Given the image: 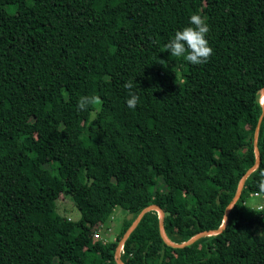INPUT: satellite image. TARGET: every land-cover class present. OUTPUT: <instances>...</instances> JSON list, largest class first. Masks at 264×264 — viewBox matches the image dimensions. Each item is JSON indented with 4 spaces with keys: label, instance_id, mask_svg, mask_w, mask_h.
<instances>
[{
    "label": "trees",
    "instance_id": "trees-1",
    "mask_svg": "<svg viewBox=\"0 0 264 264\" xmlns=\"http://www.w3.org/2000/svg\"><path fill=\"white\" fill-rule=\"evenodd\" d=\"M193 14L213 50L200 65L164 51ZM263 89L264 0H0V264H117L150 205L173 243L217 230L255 163ZM91 95L99 110L78 111ZM257 146L221 233L171 248L150 211L122 262L264 264V201L250 202L264 199V115ZM116 209L126 218L105 242Z\"/></svg>",
    "mask_w": 264,
    "mask_h": 264
},
{
    "label": "clouds",
    "instance_id": "clouds-1",
    "mask_svg": "<svg viewBox=\"0 0 264 264\" xmlns=\"http://www.w3.org/2000/svg\"><path fill=\"white\" fill-rule=\"evenodd\" d=\"M189 25L182 30L175 32L174 36L164 45V51H167L172 57H182L188 63L193 65L204 64L213 54L212 48L205 38L209 32V25L199 14L191 15ZM137 84L134 81H126L123 87L128 91L126 104L129 108H135L139 103V96L133 90ZM103 105V100L97 95L81 96L77 102V110L85 111L89 106ZM264 177V173L261 174ZM259 187L264 191V178L261 179Z\"/></svg>",
    "mask_w": 264,
    "mask_h": 264
},
{
    "label": "water",
    "instance_id": "water-1",
    "mask_svg": "<svg viewBox=\"0 0 264 264\" xmlns=\"http://www.w3.org/2000/svg\"><path fill=\"white\" fill-rule=\"evenodd\" d=\"M261 95L264 97V89L262 90V94ZM261 106H262V112H261V115H260L259 120L257 122V125L255 127L254 136H253V140H252L253 147H254V152H255V163H254L253 167H251L244 174V176L241 178V180L239 182V185L237 187L236 193H235V195H234L231 203L225 209L223 224L220 226V228H218L217 230H214V231L201 232V233L197 234L196 236H194L193 238H191L190 240H188L187 242H183L181 244H176V243L171 242L167 238V236H166V234L164 232V227H163L164 212H163V210L161 208H159L158 206H156V205H150V206L146 207L145 209H143L139 213V215L135 218V220L133 221V223L129 226V228L126 230L125 234L123 235L122 239L120 240V242L118 244V247L116 249V252H115V259H116V263L117 264H124L122 262V260H121V252H122L123 245H124L125 241L127 240V238L130 236V234L137 227V225L139 224V222L141 221V219L143 218V216L146 213L150 212V211H158V212H160L159 213V233H160V235H161V237L163 239V242L167 246H169L171 248H175V249H182V248H184L186 246H190V245L194 244L195 242H197L198 240H200L202 238L210 237L212 235H217V234L221 233L226 228L227 223H228V215H229V212H230L231 208L233 207V205L236 203V201L241 196V193H242V190L244 188V184H245L246 179L248 178V176L260 164V155H259V150H258V146H257V136H258L259 127H260V124L262 122V118H263V115H264V102H261Z\"/></svg>",
    "mask_w": 264,
    "mask_h": 264
},
{
    "label": "rangeland",
    "instance_id": "rangeland-1",
    "mask_svg": "<svg viewBox=\"0 0 264 264\" xmlns=\"http://www.w3.org/2000/svg\"><path fill=\"white\" fill-rule=\"evenodd\" d=\"M13 9V8H11ZM13 11V10H12ZM11 11V12H12ZM94 116V114H92ZM264 199L261 197L255 198L252 197L250 200L251 205L256 208L260 209L263 205ZM57 205V212L64 216L65 218H69L71 221H77L80 218L79 211L72 205L71 201L67 199V197H60L56 203ZM158 215L160 212H158ZM126 218L125 212L116 209L113 214L112 221L109 222L108 227L104 226V229L98 230L100 237L106 241H112L115 239L116 233L120 228L122 221Z\"/></svg>",
    "mask_w": 264,
    "mask_h": 264
},
{
    "label": "built area",
    "instance_id": "built-area-1",
    "mask_svg": "<svg viewBox=\"0 0 264 264\" xmlns=\"http://www.w3.org/2000/svg\"><path fill=\"white\" fill-rule=\"evenodd\" d=\"M253 196H254V197H258L259 195L254 194ZM94 236H95L96 238H99V237H98V234H95Z\"/></svg>",
    "mask_w": 264,
    "mask_h": 264
},
{
    "label": "bare ground",
    "instance_id": "bare-ground-1",
    "mask_svg": "<svg viewBox=\"0 0 264 264\" xmlns=\"http://www.w3.org/2000/svg\"><path fill=\"white\" fill-rule=\"evenodd\" d=\"M261 102H264V101L261 99Z\"/></svg>",
    "mask_w": 264,
    "mask_h": 264
}]
</instances>
